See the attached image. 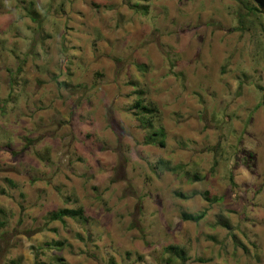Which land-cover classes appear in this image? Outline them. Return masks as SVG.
Returning a JSON list of instances; mask_svg holds the SVG:
<instances>
[{"label": "rangeland", "instance_id": "obj_1", "mask_svg": "<svg viewBox=\"0 0 264 264\" xmlns=\"http://www.w3.org/2000/svg\"><path fill=\"white\" fill-rule=\"evenodd\" d=\"M252 4L0 0V264H162L169 244L177 264H264V17L239 23ZM160 125L165 145L146 144ZM80 206L85 220H46Z\"/></svg>", "mask_w": 264, "mask_h": 264}, {"label": "trees", "instance_id": "obj_2", "mask_svg": "<svg viewBox=\"0 0 264 264\" xmlns=\"http://www.w3.org/2000/svg\"><path fill=\"white\" fill-rule=\"evenodd\" d=\"M129 3V1H128ZM135 7H139L140 10H143V12H146V5L134 3L132 4ZM246 10L244 13H239V23L241 24V27L243 28L248 16H251L254 14V16L259 20L262 18L261 11L258 8L256 4L247 5ZM34 15V14H33ZM249 19V18H248ZM249 24H254L253 19L247 20ZM260 26H262V30L264 31V23L262 20H259ZM136 95V99L132 105L133 114H135V117L140 121L141 125L152 128L154 122L160 120L161 113L159 108L153 103L152 101L146 102L143 96V91L138 89L134 92ZM29 140V138H28ZM146 144H156L159 146L165 145V132L163 126H159L157 129L152 130L146 137L145 141ZM163 167H167L171 171H176L181 166L180 165H170V162L168 160H160L159 163ZM186 177L190 179L191 181H196L201 179V176L196 171H189L185 170ZM203 197L206 200L216 199V197H210L209 192L206 190L203 192ZM6 211L0 207V241H4L2 237V229L7 225V219H6ZM205 215L204 211L196 212V213H189L186 211H181V218L184 220H190V221H198L201 220ZM65 218H73L77 220H85L87 218V215L84 211L83 207H61L58 209L51 210L46 215L47 222H51L54 220L64 221ZM217 225H221L223 227L231 228L228 220L222 218V216L218 217V219L215 222ZM233 234V233H232ZM233 237L235 235L233 234ZM236 238V237H235ZM49 245L54 246H62L64 244V240H57L54 243H47ZM0 246V251H1ZM186 259V250L183 245L180 244H169L166 245L163 248V256L161 258L162 264H177L178 260H185ZM17 263V262H16Z\"/></svg>", "mask_w": 264, "mask_h": 264}, {"label": "water", "instance_id": "obj_3", "mask_svg": "<svg viewBox=\"0 0 264 264\" xmlns=\"http://www.w3.org/2000/svg\"><path fill=\"white\" fill-rule=\"evenodd\" d=\"M253 2L258 6L264 17V0H253Z\"/></svg>", "mask_w": 264, "mask_h": 264}]
</instances>
